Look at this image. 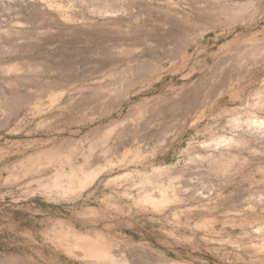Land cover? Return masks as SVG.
Listing matches in <instances>:
<instances>
[{"label":"rangeland","instance_id":"374dc122","mask_svg":"<svg viewBox=\"0 0 264 264\" xmlns=\"http://www.w3.org/2000/svg\"><path fill=\"white\" fill-rule=\"evenodd\" d=\"M31 17L59 43L46 50L55 61L71 57L61 44L75 33L129 27L133 51L87 42L57 88L50 75L13 88L4 81L16 76L1 73L0 264H94L65 250L83 238L122 250L115 264H264V125L243 122H264V0H0L3 50L22 43ZM166 21L197 41L156 46ZM107 55L121 62L111 68ZM195 86L199 106L160 119ZM221 137L233 142L216 147Z\"/></svg>","mask_w":264,"mask_h":264},{"label":"bare ground","instance_id":"6f19581e","mask_svg":"<svg viewBox=\"0 0 264 264\" xmlns=\"http://www.w3.org/2000/svg\"><path fill=\"white\" fill-rule=\"evenodd\" d=\"M12 1V0H11ZM230 1H234V0H230ZM236 1V0H235ZM229 4L228 5H231L230 4V2H228ZM4 4V3H3ZM8 6V5H7ZM29 6V5H28ZM4 7H6L5 5H4ZM27 7V6H26ZM106 9H107V7H105ZM105 8H102V10L104 11L103 13L105 14V15H109V16H113L114 14H116L115 13V11H113V9H111V10H106ZM112 8V7H111ZM213 8V7H212ZM3 9V8H2ZM7 9V8H6ZM8 10H9V7H8ZM12 10V9H11ZM223 10H224V8H223ZM10 11V10H9ZM224 11H226V10H224ZM26 12H28V11H26ZM33 12H34V10H33ZM36 12V11H35ZM7 13H8V11H7ZM10 13V12H9ZM39 13V12H38ZM158 13V12H157ZM160 13V12H159ZM13 14V13H12ZM34 14V13H33ZM35 15H36V13H35ZM31 16H32V13H31ZM116 16V15H115ZM158 16H159V14H158ZM39 17V16H38ZM38 17H34V18H32L31 17V19H33V22L34 23H29V24H27V20L26 21H21V22H16L17 24H27L28 26V28H29V25L31 24L32 26H31V28H29V29H23L24 31H23V35H22V38H21V42L22 43H20V44H18V46H14L13 44L14 43H12V45H13V47L10 49V50H8V51H5V50H3V47H1V46H4L3 44H0L1 46H0V75H1V73H3L2 75H6L7 77L8 76H13V75H15L16 77H10L9 78V80H5L4 82H8V84H9V86L11 85V86H13V88L14 87H17V86H25L27 89L28 88H30V87H34V85H31L30 84V82H39L40 83V77H43V76H46V75H50V76H53V77H55L56 79H57V81L56 82H53L54 84H51V86H55V88H57V84L59 83L60 84V82H61V80H65V78H66V76L67 75H69V73H72V72H69L70 71V69H72L71 67H72V64H74V62H70V60L69 59H71V58H73V56L74 55H76L77 53L75 52L76 50H78L77 48H79V47H81V46H83V44H85V43H93L94 45H98V44H100V43H104V44H106V45H109V46H111V47H115L116 49H118V48H120V49H122V47H124L125 45H126V43L124 42V40H125V38H128V36L129 37H131V35L130 34H132V32H131V29L129 28V27H127L126 28V30L125 31H129V33L130 34H128V32H127V35L128 36H126V37H123V36H118V35H111V34H107L106 32V34L107 35H103V33L100 35H98V36H101V37H97V35H95V34H91V33H86V34H76L75 33V35L73 34V36H74V38L75 37H77V38H75V39H71V40H67L66 38H64V39H66L67 41L66 42H64V43H62L61 44V46H63L64 48H67L66 50H67V52H69L70 53V55H71V57H69V59L67 60V61H64V62H62V61H55V57L54 58H50V57H47V55H46V50L47 49H49V48H51L57 41H53V40H50V39H48V40H42V38H40V35L39 34H41L40 32H39V25L41 24V27H42V23H40L39 25H34L36 22H37V24H38V20H34L35 18L37 19ZM134 17V16H133ZM24 18V17H23ZM119 18V17H118ZM28 19V18H27ZM31 19H30V21H31ZM39 19V18H38ZM117 19V18H116ZM116 19L115 20H113V21H116ZM166 18H164L162 15H161V18H159V20L161 21V20H165ZM237 19H238V17L237 16H233V17H231L230 18V21H237ZM25 20V19H24ZM195 20V19H194ZM29 21V22H30ZM118 21V20H117ZM112 22V23H114V24H112L111 22H110V24L111 25H113V26H116V27H118V29H121L120 27L122 26V23H121V25H120V27L119 26H117V25H119L120 24V22ZM126 21V20H125ZM166 22H168L166 25L169 27V29H168V31H167V34L165 33V35L164 34H162L161 36H162V38L160 37V39H156V41H157V43L156 42H150L151 44H154V47H155V43H156V46L157 45H163V44H173L172 42L173 41H177L179 44H177V46H179L180 47V49L181 48H184V47H188V46H190L192 43H194V42H196L197 41V39H196V37H195V35H193V36H188V34L189 33H186L187 31H185V29L182 27V26H180V25H178V24H175V23H172V22H169V21H166ZM187 22H188V20H187ZM191 22L192 23H194V21H192V18H191ZM211 22V21H210ZM226 22V21H225ZM12 23V22H11ZM16 23H14V24H16ZM195 23H196V20H195ZM194 23V24H195ZM206 23V22H205ZM214 23V22H213ZM227 23H228V21H227ZM209 23H207V25H208ZM212 24V22L210 23V25ZM190 25V24H189ZM110 26V25H109ZM124 26H125V24H124ZM106 27V26H105ZM111 27V26H110ZM115 27V28H116ZM103 28V27H102ZM133 28V27H132ZM205 29H207V27L205 26L204 27ZM99 29H100V27H99ZM114 29V28H113ZM171 29V30H170ZM200 29V28H199ZM42 30V29H41ZM78 31V30H77ZM115 31H117V30H115ZM134 31V30H133ZM100 33H101V31H99ZM9 32H7V34H8ZM18 33V32H17ZM21 33H22V31H21ZM20 33V34H21ZM81 33V32H80ZM98 33V32H97ZM96 33V34H97ZM133 34H134V32H133ZM194 34V33H193ZM9 36V38L12 36L11 35V33L10 34H8ZM11 35V36H10ZM19 35V34H18ZM120 35V34H119ZM140 35V34H139ZM192 35V34H191ZM45 36V35H44ZM48 36V35H47ZM138 36V35H137ZM136 35H135V37H137ZM188 36V37H187ZM7 37V36H6ZM72 37V36H71ZM97 37V38H96ZM44 38V37H43ZM48 37H46V39H47ZM56 38V37H55ZM138 38V37H137ZM148 39L147 40H149V39H151V38H149V37H147ZM186 38H188V40L186 39ZM3 39V38H2ZM57 39V38H56ZM60 39V38H59ZM129 39V38H128ZM127 39V40H128ZM135 39V38H134ZM19 40H18V42H19ZM58 40V39H57ZM7 41V40H6ZM149 41H151V40H149ZM3 42V41H2ZM5 42V41H4ZM3 42V43H4ZM123 42L125 43L124 45H123ZM129 42H131V44H133L134 45V47H135V44H134V41H133V43H132V40H131V38H130V41ZM128 42V44H130ZM143 42V41H142ZM141 42V43H142ZM0 43H1V41H0ZM58 43V42H57ZM149 43V42H148ZM149 43V44H150ZM59 44V43H58ZM146 45V44H145ZM6 46V45H5ZM129 46V45H128ZM130 46H132V45H130ZM143 46V45H142ZM146 46H148V44L146 45ZM10 47H11V45H10ZM9 47V48H10ZM133 47V46H132ZM133 47V48H134ZM150 48H152L153 47V45L152 46H149ZM153 47V48H154ZM9 48H6V50L7 49H9ZM70 48H73L72 49V51L70 50ZM106 48H107V46H106ZM112 48V49H113ZM126 48L128 49V50H130L128 47H127V45H126ZM132 48V49H133ZM145 48V47H144ZM105 49V48H104ZM110 49V48H109ZM109 49H107V50H109ZM136 49H138V48H136ZM143 49V47L141 48V50ZM124 50V49H123ZM135 50V49H134ZM148 50H149V48H148ZM151 50H153V49H151ZM150 50V51H151ZM79 51V50H78ZM121 51V50H120ZM127 51V50H126ZM133 51V50H132ZM131 50L129 51V53L130 52H132ZM136 51V50H135ZM83 52V51H82ZM68 53V54H69ZM76 53V54H75ZM67 54V53H66ZM66 54H64V55H66ZM111 54V53H110ZM133 54V53H132ZM134 54H136V52H134ZM99 55V54H98ZM125 55H126V52H125ZM109 55H107L106 57H108ZM130 56H131V54H130ZM105 57V59H106V62H108V64L107 65H111V68H112V66L113 65H117L119 62H121V60L119 61V60H115L113 57H108V58H106ZM135 57V56H134ZM134 57H127V58H125V62H126V60H128V62L129 63H133V58ZM73 60V59H72ZM124 60V59H123ZM104 62V61H103ZM103 65V64H102ZM74 66V65H73ZM105 66V65H104ZM115 67V66H114ZM116 67H118V66H116ZM119 68V67H118ZM110 69V68H109ZM71 75V74H70ZM50 76H48V77H50ZM74 76V75H73ZM228 76V75H227ZM2 78V77H1ZM47 78V77H46ZM54 78V79H55ZM69 77H67L66 79H68ZM72 78V77H71ZM70 78V79H71ZM74 78V77H73ZM76 78V77H75ZM208 78V76L205 78V79H207ZM227 78V77H226ZM34 79H35V81H34ZM53 79V78H52ZM55 79V80H56ZM69 79V80H70ZM226 80V79H225ZM48 81V80H47ZM60 81V82H59ZM207 81V80H206ZM58 82V83H57ZM226 82V81H225ZM35 83V84H36ZM42 83H43V81H42ZM49 83V82H48ZM52 83V82H51ZM55 83H57L56 85H55ZM62 83V82H61ZM126 83V82H125ZM207 83V82H206ZM7 84V85H8ZM41 84V83H40ZM45 84V83H44ZM47 84V83H46ZM43 85V84H42ZM41 85V86H42ZM50 85V84H49ZM62 85V84H61ZM64 85V84H63ZM200 85L202 86V84L200 83ZM50 86V87H51ZM53 86V87H54ZM59 86V85H58ZM200 86V87H201ZM206 86V85H205ZM204 86V87H205ZM25 87H23V88H25ZM203 87V86H202ZM203 87V88H204ZM11 88V87H10ZM42 88V87H41ZM61 88V87H60ZM202 88V89H203ZM216 88H218V86H216ZM220 88V87H219ZM21 89V88H20ZM199 89H201V88H199L198 87V89L196 88V86L194 87V89H193V91L192 92H189V93H186V94H183V96L181 95V94H179L178 96H181V98H179V100L178 99H175V101H173V102H168L166 105H163L161 108H159V117H160V119L162 118L163 119V117H162V115L161 114H166V115H168V117L170 116H173L174 114H175V112L177 111V110H184L183 108H182V105H186L185 106V108L187 107V105L190 107H188V110L187 111H190L191 110V108H193L194 109V104L196 105L197 104V102H198V100H197V98H198V94H200L201 95V93H202V89L200 90V92L201 93H198L199 92ZM205 89V88H204ZM211 89H213V88H211ZM32 90V89H31ZM34 90H35V88H34ZM217 90H219V89H213L212 90V94L213 93H215ZM38 91V90H37ZM184 93V92H183ZM198 93V94H197ZM38 94H40L39 92H38ZM211 94V93H210ZM43 95V94H42ZM199 95V96H200ZM206 95V94H205ZM204 95V96H205ZM216 95V94H215ZM91 96V95H90ZM210 96H212V95H210ZM93 97V96H92ZM101 97V96H100ZM41 98V97H40ZM91 98V97H90ZM90 98H88V99H90ZM94 98V97H93ZM93 98L92 99H90V100H93ZM96 98V97H95ZM211 98V97H210ZM180 99H182V100H180ZM202 101V99L200 100V102ZM10 102V101H9ZM162 102V101H161ZM199 102V103H200ZM15 103V102H14ZM84 104H85V102H84ZM13 105V104H12ZM198 105V104H197ZM14 106V105H13ZM199 106V105H198ZM12 107V106H11ZM197 107V106H196ZM13 108V107H12ZM10 109V108H9ZM196 109V108H195ZM185 110V111H186ZM75 111V110H74ZM82 111V110H81ZM181 112V111H180ZM179 112V113H180ZM184 112V111H183ZM182 112V113H183ZM178 113V111H177V114H179ZM157 114V113H156ZM69 115H72V114H69ZM152 115H155V114H152ZM179 116H181V115H179ZM182 116H184V115H182ZM189 116V115H188ZM178 117V116H177ZM72 118V117H71ZM165 118V117H164ZM81 119V118H80ZM166 119V118H165ZM169 119V118H168ZM167 119V120H168ZM186 119V118H185ZM69 120V119H68ZM170 120V119H169ZM172 120V119H171ZM173 120H174V118H173ZM70 121V120H69ZM242 121V119L241 118H237L236 120H234V123L235 124H233V125H235V126H237L240 122ZM247 121V122H246ZM243 120V122L244 123H247V125H248V127H250V129H253V130H258L259 128H261V126H263L264 124V122H261V121H259L258 119H255V118H250V119H248V120ZM74 122V121H73ZM164 122H167V121H164ZM163 122V123H164ZM68 123V122H67ZM165 127V126H164ZM170 127V126H169ZM167 129H168V127H167ZM166 129V130H167ZM165 130V131H166ZM261 130V129H260ZM155 132H157V133H159L158 131H155ZM161 132V131H160ZM164 132V128H163V131H162V133H161V135L162 134H166V132L165 133H163ZM168 132V131H167ZM258 132V131H257ZM153 134H156V133H153ZM157 135V134H156ZM167 136V135H166ZM151 137V136H150ZM153 137V136H152ZM261 137V136H260ZM155 138V137H154ZM157 138H158V136H157ZM215 145H216V147L217 146H219V145H221V144H223V143H228V144H230V143H232L233 142V139H227V138H223V137H221V138H217L215 141ZM204 145V144H203ZM209 145V144H208ZM204 147V146H203ZM206 147V146H205ZM220 147V146H219ZM111 153H113V152H111ZM116 153H118V152H116ZM114 154V153H113ZM210 157V156H209ZM89 158H90V156H85V158L84 159H86L87 161H90L89 160ZM124 160H122L121 162H123ZM85 170V168H77L76 167V169L75 168H72V170H71V173L69 174V180H73V179H75V177L77 176V173L79 172V171H84ZM83 173V172H82ZM93 176H95L94 174H92L91 172H89L87 175H86V179L83 181V184L85 185L87 182H89V181H91L94 177ZM80 182V181H79ZM169 199V198H168ZM148 200V202L149 203H151V204H154V205H160L161 203H163V202H166L167 201V199H165V198H163L162 200H160V201H153L152 199H147ZM70 232L75 236V237H77V235L75 234V232L74 231H72V230H70ZM95 236V235H94ZM70 237V236H69ZM84 237V236H83ZM103 238V237H102ZM101 238V239H102ZM106 238H108V237H106ZM75 239V238H74ZM78 239V238H77ZM93 239V238H92ZM98 240H100V239H98ZM78 244L77 245H79L80 244V246H81V248H82V252L81 253H78V252H76V250H75V246H76V248H77V245H75V244H70V243H63L64 244V247H65V250L67 251V253H69L70 255H73V256H76L77 258L78 257H81V256H83L84 258H86L87 260H89L90 262H92V263H94V264H101L100 263V260H103V262H105V263H109V264H115V257H114V253L115 252H123L122 250L120 251L119 249H118V247H114V246H110V244H108V243H106V244H104V243H101V242H99V241H90V240H85V238H83V239H80L79 241H76ZM59 245H61V244H59ZM80 246H79V249H81L80 248ZM114 248H117V249H114ZM132 249V248H131ZM125 251V250H124ZM133 251V250H132ZM136 251H139V250H136ZM130 254V253H129ZM142 254H144V253H142V252H140V254L139 253H137V255H139L138 257H140V255H142ZM133 255L135 256V254L133 253ZM144 257V258H143ZM136 258H137V256H136ZM147 258V257H146ZM138 259V263L137 264H141L142 262H143V260H144V262L145 263H147L148 261L150 262V259H148V260H146L145 259V256H143L142 255V258L140 257V258H137ZM136 259V260H137ZM134 260V259H133ZM147 262H146V261ZM18 261V260H17ZM160 263V262H159ZM22 264V263H21ZM28 264H32V263H28ZM147 264H151V262L150 263H147Z\"/></svg>","mask_w":264,"mask_h":264}]
</instances>
